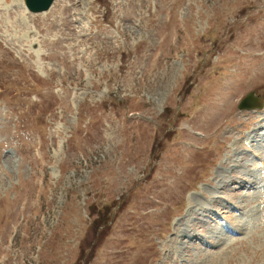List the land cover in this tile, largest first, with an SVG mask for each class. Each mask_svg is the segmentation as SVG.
<instances>
[{
    "label": "rangeland",
    "instance_id": "1",
    "mask_svg": "<svg viewBox=\"0 0 264 264\" xmlns=\"http://www.w3.org/2000/svg\"><path fill=\"white\" fill-rule=\"evenodd\" d=\"M23 5L0 0V264H264V108L236 107L264 97V0Z\"/></svg>",
    "mask_w": 264,
    "mask_h": 264
},
{
    "label": "water",
    "instance_id": "2",
    "mask_svg": "<svg viewBox=\"0 0 264 264\" xmlns=\"http://www.w3.org/2000/svg\"><path fill=\"white\" fill-rule=\"evenodd\" d=\"M54 0H24V4L28 11L32 13L36 12H42L47 10L52 2ZM255 96L253 95V92H249L244 96V98L240 101L238 107L239 108H260L262 105L261 104H256L255 103Z\"/></svg>",
    "mask_w": 264,
    "mask_h": 264
},
{
    "label": "bare ground",
    "instance_id": "3",
    "mask_svg": "<svg viewBox=\"0 0 264 264\" xmlns=\"http://www.w3.org/2000/svg\"><path fill=\"white\" fill-rule=\"evenodd\" d=\"M30 13V12H29ZM251 112H254V111H251ZM245 139V138H244ZM248 150V149H247ZM252 155H254V153H252ZM247 180V179H246ZM246 180H244L243 182L244 183H246L247 181ZM240 184V183H239ZM242 187V186H241ZM215 202V201H214ZM218 212H220V211H218ZM217 214V213H216Z\"/></svg>",
    "mask_w": 264,
    "mask_h": 264
}]
</instances>
